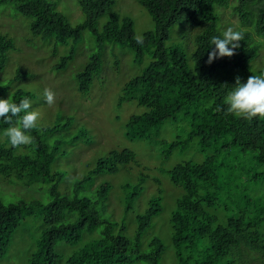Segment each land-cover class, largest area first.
Wrapping results in <instances>:
<instances>
[{"label": "trees", "instance_id": "16d2710c", "mask_svg": "<svg viewBox=\"0 0 264 264\" xmlns=\"http://www.w3.org/2000/svg\"><path fill=\"white\" fill-rule=\"evenodd\" d=\"M115 2L78 0L86 20L77 27L46 0H0V6L14 5L18 14L31 19V34L43 40L77 44L85 30L93 33L99 52L76 77L83 95L90 93L104 66L105 43L128 46L135 53L137 66L147 60L143 72L125 85L119 100L120 105L136 102L144 109L130 118L126 137L151 140L168 121H187V136L167 145V158L178 149L195 147V143L207 155L201 164L185 162L168 172L171 182L184 190L170 218L173 264H264V118H237L228 113L224 103L237 77L246 83L250 75H264V69L253 72L263 42L264 0H239L230 14L237 16V26H220L217 10L227 9L230 0H137L155 24L154 31L143 35L142 44L136 42L130 18L110 14L108 24L99 32L98 20ZM229 27L243 31L240 48L233 57L208 64L212 37H222ZM15 49L12 38L0 36V73L8 52ZM75 52L74 47L57 69L67 67ZM27 76L19 69L13 79H0V99L32 101V92L16 86ZM10 126L0 119V176L24 188L48 184L52 201L47 205L35 200L6 204L0 197V263L8 255L15 232L41 208L43 226L28 264H161L165 254L161 239L152 237L146 247L143 243L153 219L162 212L160 198L152 199L145 213L137 217V230L129 237L125 226L119 228L102 217L100 206L111 198L108 186H101L94 198L81 196L94 176L115 174L121 165L137 164L134 153H111L92 173L76 181L73 189L62 192L59 186L65 175L53 171V166L74 140L53 145L49 140L59 128L66 130V125L37 127L31 131L34 142L19 148L12 147L4 136ZM102 224L100 237L86 242L66 260L56 252L62 243L78 246L86 233L93 234Z\"/></svg>", "mask_w": 264, "mask_h": 264}, {"label": "rangeland", "instance_id": "374dc122", "mask_svg": "<svg viewBox=\"0 0 264 264\" xmlns=\"http://www.w3.org/2000/svg\"><path fill=\"white\" fill-rule=\"evenodd\" d=\"M46 1L73 27L85 23L86 18L78 0ZM238 3L239 0H230L227 9L217 10L221 16L220 26H227L229 23L239 25L237 16H230L231 9ZM110 14L130 18L134 22L136 37H143L144 34L154 31L155 24L151 16L137 0H116L113 8L98 20L99 32L108 24ZM30 24L31 19L18 14L14 5L0 6V36L7 35L12 38L16 48L8 52V60L5 69L0 73V79H13L19 69L26 72L28 78L16 86L34 94L30 110L38 111L41 115L38 127L54 128L66 125V130L59 128L50 135L49 143L53 145L57 141L64 144L65 141H75L65 147L67 153L58 157L53 166V171L65 175L59 186L60 190L67 192L73 189L76 181L92 173L98 162L105 160L111 153H134L137 164L121 165L115 174L94 176L81 196L94 198L101 186H108V196L111 198L100 206L102 217L119 228L125 226V234L129 237L134 236L137 230V217L145 213L152 199L160 198L162 212L153 219L143 243L146 247L152 237H159L165 246L161 264H173L170 218L184 190L171 182L168 172L185 162L201 164L207 158L206 154L198 150L197 143L195 147L190 146L185 151L178 149L167 158V145L180 137H186L190 130L189 123L182 120L177 124L168 121L158 136L151 140L131 141L125 135L126 127L130 118L144 109L139 108L136 102L120 105L119 100L125 85L143 72L147 60L143 66H137L134 64L135 53L128 46L105 43L102 52L104 66L96 74L90 93L83 95L78 91L76 77L99 52L93 33L85 30L79 43L70 40L67 44H60L54 38L43 40L34 37L30 32ZM175 36L179 41V35ZM260 39L263 42L260 52L258 50L259 58L253 63L255 74L264 69V35ZM172 40L176 42L175 38ZM74 47V59L67 67L58 70L57 67L70 55ZM46 88L56 93L55 103L52 105L45 102ZM63 146L61 151H64ZM47 187L48 184L38 183L31 188H24L22 184L8 182L0 176V197L6 204L19 201L30 203L35 200L47 205L52 201ZM41 211V208L36 210V214L26 219L15 232L8 255L0 264H28L43 226ZM103 228L104 224L93 234L86 233L84 240L76 247L64 243L57 245L56 252L66 260L86 242L99 238Z\"/></svg>", "mask_w": 264, "mask_h": 264}, {"label": "clouds", "instance_id": "9594fccd", "mask_svg": "<svg viewBox=\"0 0 264 264\" xmlns=\"http://www.w3.org/2000/svg\"><path fill=\"white\" fill-rule=\"evenodd\" d=\"M136 42L143 43V37L137 36ZM244 39L242 30H235L233 27L227 28L222 37L214 36L211 39V52L208 55V64L217 58H231L240 48V42ZM45 102L48 105L55 103L56 93L46 88L44 90ZM224 103L227 105L228 113L237 118L252 120L254 118H264V75H250L246 83H241L240 78H236V86L227 95ZM31 101L28 98L22 99L19 103L0 99V119L12 125L8 127L4 136L14 148L28 146L34 142L31 131L37 129L41 115L38 111L30 110ZM17 118L15 123L13 118Z\"/></svg>", "mask_w": 264, "mask_h": 264}]
</instances>
